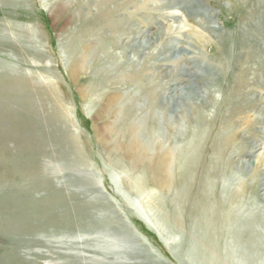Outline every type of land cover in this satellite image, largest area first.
Segmentation results:
<instances>
[{
	"label": "rangeland",
	"instance_id": "obj_1",
	"mask_svg": "<svg viewBox=\"0 0 264 264\" xmlns=\"http://www.w3.org/2000/svg\"><path fill=\"white\" fill-rule=\"evenodd\" d=\"M260 14L264 0H0V264H264Z\"/></svg>",
	"mask_w": 264,
	"mask_h": 264
},
{
	"label": "bare ground",
	"instance_id": "obj_2",
	"mask_svg": "<svg viewBox=\"0 0 264 264\" xmlns=\"http://www.w3.org/2000/svg\"><path fill=\"white\" fill-rule=\"evenodd\" d=\"M125 2H123L124 4ZM263 5V4H262ZM119 9V8H118ZM255 9V8H253ZM257 11V10H256ZM243 18V17H242ZM257 18V17H256ZM248 19V18H247ZM249 21L248 23V29L252 26L253 28L250 29L249 32H247L246 34H248V39L250 40L249 42L254 43L258 38H260L263 33L262 30L264 29L263 26H261L260 21L264 20V18L261 17V14L259 16L258 19H248ZM92 24V23H91ZM111 24V23H110ZM120 36V35H119ZM253 72V71H252ZM135 72H132V76L134 77ZM247 77V76H246ZM241 79V78H240ZM252 86V85H251ZM140 88L142 90H144V92L149 94V90L153 88V85L149 82H147V84L145 83L144 85H140ZM193 91V90H191ZM259 91V90H258ZM182 92V91H181ZM261 92V91H260ZM142 97V96H141ZM160 98V97H158ZM115 99V98H114ZM197 103V102H196ZM140 109L145 108V104H140ZM118 110V109H117ZM165 111V109H163ZM120 111V109H119ZM138 113V112H137ZM146 113V111H145ZM136 114V113H135ZM158 117H160V114L157 113ZM146 114H144V116L142 117L143 119L138 121V123L135 124H131L130 127V138L127 142V145L125 147V149H127V154L129 157H131L133 160L134 165L137 163L138 165L141 164V162H143V160L145 159L144 155H145V147H148V143L145 142L146 140H144L142 138L143 133H144V129H145V125L147 123V119L145 118ZM153 116V115H151ZM123 117V116H122ZM166 118V117H165ZM251 118V117H250ZM136 120H138L136 118ZM158 120V119H157ZM167 120V119H166ZM152 121V120H151ZM162 121V120H161ZM160 121V122H161ZM264 122V121H263ZM116 123V122H115ZM163 123V122H162ZM165 123V122H164ZM168 123V122H167ZM158 124V123H157ZM120 128L122 127V125L119 126ZM163 127V126H162ZM171 127V126H170ZM119 128V131H120ZM174 128V127H173ZM112 126L110 125H106L104 127V131L105 134L103 136H100V140L102 141H107L106 137L107 135H109V132L111 131ZM126 131V129H124ZM116 132V131H115ZM161 132V131H160ZM155 144V143H154ZM192 152L188 155H185V162H186V166L187 168H189V166H191V164L194 161V158L196 157V150L192 149ZM198 155V154H197ZM167 155L164 154L157 162L156 167H155V171L158 172L159 174H161L163 177V180L161 181V185L162 186H168V184L171 182V176L169 174V170L168 167H170V163L166 160ZM174 166V165H173ZM238 189V188H237ZM184 190V189H183ZM182 191V190H181ZM184 193V192H183ZM181 195V194H180ZM175 204V203H174ZM171 217V216H170ZM64 246V243H63ZM114 253V252H113ZM126 258V257H125Z\"/></svg>",
	"mask_w": 264,
	"mask_h": 264
}]
</instances>
